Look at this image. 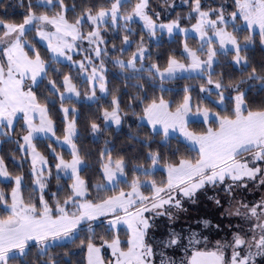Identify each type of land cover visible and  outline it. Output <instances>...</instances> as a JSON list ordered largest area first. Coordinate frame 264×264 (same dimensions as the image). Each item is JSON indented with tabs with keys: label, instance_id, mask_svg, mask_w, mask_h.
<instances>
[{
	"label": "snow or ice",
	"instance_id": "snow-or-ice-1",
	"mask_svg": "<svg viewBox=\"0 0 264 264\" xmlns=\"http://www.w3.org/2000/svg\"><path fill=\"white\" fill-rule=\"evenodd\" d=\"M183 3L186 16L171 19L153 10L151 0H28L21 20L0 17V264H257L264 258V196L244 195L250 182L264 188V63L249 56L257 37L264 48V0ZM165 33L183 35L182 51L170 50L161 63L150 44ZM108 63L119 69L123 89H109ZM193 79L199 80L195 104L192 84L170 86ZM80 83L89 85L84 98L97 104L84 125L93 143L123 130L130 113L135 117L127 139L139 148L129 156L105 138L95 183L83 175L92 153L80 143ZM180 91L178 102L165 98ZM55 112L63 114L62 136ZM192 119L202 127L191 129ZM43 139L50 141L47 154L39 147ZM5 145H12L11 156ZM8 160L20 171L10 170ZM201 196L217 210L227 201L222 215L239 221L229 222L231 239L211 244L203 231L210 230L209 219L177 229ZM215 228L222 230L221 223ZM68 245L86 250L84 258L72 261ZM57 248L65 249L62 255Z\"/></svg>",
	"mask_w": 264,
	"mask_h": 264
},
{
	"label": "trees",
	"instance_id": "trees-1",
	"mask_svg": "<svg viewBox=\"0 0 264 264\" xmlns=\"http://www.w3.org/2000/svg\"><path fill=\"white\" fill-rule=\"evenodd\" d=\"M155 1H158V3H155ZM22 3H23V6H22ZM27 3H28V0H0V17L7 16V17H9L11 19H15L17 21L21 20L24 12L26 11ZM159 3H160V0H152L151 1L152 7H155V8H157V4H159ZM138 26L139 25L135 26L137 28V35L139 34V27ZM135 38L136 37H134V39ZM180 42L181 41H179V40L178 41H173V40L166 41V40H164V41H161V42L155 44V46L153 47L154 49H152V52L154 54L153 59H156V55L154 53L156 50H157V53H159L160 62H165L167 55L169 54L170 50H175L176 54L178 55L180 53V50L182 49ZM117 44H119V41L117 42ZM249 56H250L251 60L253 61V63H255L256 65L264 63V48H262L261 45L259 44V38L258 37H257L255 46L253 48L249 49ZM108 65H109L108 66L109 89H113L115 87H120L123 89V85H124L123 77L117 75L119 73V69H117V67H115L111 63H108ZM64 71H68V69L65 68ZM219 71H220V69L218 68L217 72H219ZM225 71H230V69H225ZM75 74H76L75 70H73V75H75ZM237 75H239V73H237ZM186 82L192 84L194 86V88L196 89V91L193 93V102H197L196 93L199 91V80L198 79L179 80V81L173 82L170 86L173 87L174 89L175 88H181L182 89L183 85ZM80 91L82 93V96H83V93L88 91V87H87L86 83H85V85H84V83H80ZM157 95H159L158 92H157ZM182 95H183V92L180 91L178 94H165V98L166 99H172L173 102L175 103V102H178L182 98ZM110 99H111V96H108L106 98L107 101H110ZM122 99L125 102H127V96L122 95ZM100 103L102 105L106 106V103L104 100H101ZM56 107H57V109L59 108L58 101H57ZM75 107L80 112V122L78 125L80 128V133H81L80 134V143H81L84 151H90L92 153V157L89 159V164L92 165V167H89L88 169H86L85 172L83 173V175L85 176V178H90L92 180V182L95 183L96 179L98 178L97 176L94 175V168L97 166L95 164V157L98 156V149H100L104 146V139L105 138L112 140L114 142L115 149L117 151H124L129 156H131L133 154V151H135L136 148H139V145L134 146L133 142L127 139V134L129 132L128 124L130 122L134 121L135 117L131 116V113H130L129 117L125 121L123 130L106 132L104 134V136H102L98 142L93 143L90 134L86 133L84 131V125L86 123V117H88L90 114H92L96 111L97 104H94V103H91L89 101H85L84 99H81V102L76 103ZM53 118L57 122V135L62 136L63 135V127H64L63 123H62L63 114L59 113V112H55L53 115ZM133 127H135V124H133ZM190 127H191V129L198 130L200 127H202V124L201 123H198V124L192 123ZM17 131L19 132V126L17 127ZM142 134L143 133H141V135ZM49 142L50 141L48 139H43L40 141V144H39L40 150L45 151L46 154H47L46 147H47V144ZM170 143L172 144L173 147L176 146L175 137H173L171 139ZM11 147H12V145H5V152L8 156H11V153L8 151ZM57 151H61V149L58 147ZM19 155H20L19 153H16L17 164L19 163ZM65 155L67 157V150L66 149H65ZM8 165H9L10 170H12L13 172L20 171V169L18 167H16V165H14L11 162V160H8ZM29 167H30L29 164H25L23 166V170L25 171L26 174L29 170ZM53 173L55 174V169H53ZM29 182H30V178L26 179V183H29ZM3 186H4L3 184H0V187H3ZM55 189H56V180H55V178H53L51 181V190L55 191ZM222 194H223V192H221V195ZM26 195H27V193H26ZM256 196H258L257 192H254L253 194H247V197L249 199L255 198ZM209 204H210V202L208 200L206 201V199H204L203 202L201 203V206H200L201 209H195L193 211L196 212L195 214H198V216H200L201 219L211 220L212 223H211L210 227H215V225L217 223H221L222 230L217 231L215 229L216 230L215 232L210 233L209 231H206L207 229H203V225L201 224L205 235H208L212 242L216 238H220L221 240L231 239V229H229V227H228L229 222L231 221V223L233 225H235L239 221H237L236 219H233V218H229L226 215L217 216L218 211L213 210ZM202 210H203V212H202ZM97 231L99 232L100 229H97ZM120 234H121L122 239L126 238V230L125 229L122 228ZM68 249H70L71 252L74 253V255H72V257H71L72 261L82 260L85 256L86 250H85V252H82L76 245H68ZM53 251L55 253H59L62 255L63 252L65 251V249L57 248V249H54ZM34 258H35L34 256H30V257H26L25 259H34Z\"/></svg>",
	"mask_w": 264,
	"mask_h": 264
},
{
	"label": "rangeland",
	"instance_id": "rangeland-1",
	"mask_svg": "<svg viewBox=\"0 0 264 264\" xmlns=\"http://www.w3.org/2000/svg\"><path fill=\"white\" fill-rule=\"evenodd\" d=\"M209 2H210V0H209ZM226 2L228 4H231L232 3V0H226ZM155 3H158V1H155ZM151 7H152V5H151ZM152 9L155 10V11H160L162 18H167V19L174 18L177 14H180L183 17V16H186V14L188 12V6L183 3V0H160V3L157 4V8L152 7ZM229 10H231V9H229ZM135 26H136L135 24L132 25L133 28ZM182 26H189V22L187 20H183L182 21ZM134 29H137V28L135 27ZM243 35H244V33L241 34V39H243ZM138 38H139V34L136 36L135 39H138ZM164 40H166V41H170V40H173V41H178V40L179 41H182L183 40V35L175 36L172 39H169V37L165 33L163 35V37L160 39L159 42L164 41ZM118 41L119 40H117L116 42H118ZM196 43H197L196 40L191 39V38L189 39V44L190 45L195 46ZM155 44H157V43L156 42H152L150 44L151 51H152V49H154L153 47L155 46ZM117 46L119 47V44H117ZM109 47H111V42L109 43ZM181 47H182V45H181ZM134 48H135V43L133 44V49ZM181 51H182V49L180 50V52ZM154 53L156 54L157 53V50ZM125 58H127V57H125ZM75 59H80V57L77 56V57H75ZM161 63H164V62H161ZM108 66L109 65L107 64V68H108ZM84 85H85V83H84ZM87 87H88V91H89L90 90L89 89V85H87ZM97 94L100 95L98 86H97ZM81 99H84L85 101H87L84 98V96H81ZM195 103L196 102H193V104H195ZM192 123L198 124V123H200V121L199 120H196V119L190 120L189 127L191 126ZM246 192L247 193L244 194L245 197H246V200H258L261 196H264V188H260L256 183H252V182H250V186H249V188H248V190ZM254 192H257L258 193V196H256L255 198L249 199L247 197V194H253ZM211 193H212V190H209L208 195H213V193L212 194ZM220 195H221V193H220ZM221 196H224V193ZM239 198H240V194L238 193L237 194V199H239ZM204 199H206V201H207V198L205 196L204 197L201 196V199H200V202L199 203H197L195 205H188L187 206L189 208V211H188V213H185V214H182L181 215V217L178 220L177 225H176L177 229H179L181 227H185L186 228L189 223H191L193 225V227L196 226L197 221L200 220L201 218H200V216H198V214H195L196 212H194L193 210H195V209H201L200 206H201V203L203 202ZM209 202H210V204H209L210 207L213 210L218 211L217 212L218 215L216 214L217 216L222 215V213H224V209L228 207V203H227L226 200L224 201V206L222 208H219V210L216 209V206L214 205V203L212 201H209ZM202 212H203V210H202ZM200 229H202V226L201 225H200ZM215 229H216L215 227H210V230L207 229L206 231H209L210 233H213V232L216 231ZM218 239L221 240L220 238L214 239L213 242L210 240L211 241V244H214L215 241L218 240ZM104 254H105L106 257L110 256L111 255L110 249H106L105 252H104Z\"/></svg>",
	"mask_w": 264,
	"mask_h": 264
},
{
	"label": "flooded vegetation",
	"instance_id": "flooded-vegetation-1",
	"mask_svg": "<svg viewBox=\"0 0 264 264\" xmlns=\"http://www.w3.org/2000/svg\"><path fill=\"white\" fill-rule=\"evenodd\" d=\"M229 254H230V249H229ZM257 264H264V258L262 257H257Z\"/></svg>",
	"mask_w": 264,
	"mask_h": 264
}]
</instances>
